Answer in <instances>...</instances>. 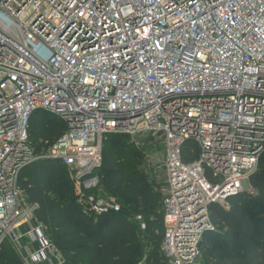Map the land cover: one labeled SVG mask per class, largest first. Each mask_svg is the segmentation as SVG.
<instances>
[{
  "label": "built area",
  "instance_id": "1",
  "mask_svg": "<svg viewBox=\"0 0 264 264\" xmlns=\"http://www.w3.org/2000/svg\"><path fill=\"white\" fill-rule=\"evenodd\" d=\"M39 110L67 126L42 153L29 132ZM109 133L163 142L162 251L168 264H198L216 229L210 206L257 193L264 0H0V242L25 264L63 259L42 223L19 231L39 207L19 185L22 170L59 160L89 212L118 213L98 172ZM189 142L199 153L187 163Z\"/></svg>",
  "mask_w": 264,
  "mask_h": 264
},
{
  "label": "trees",
  "instance_id": "2",
  "mask_svg": "<svg viewBox=\"0 0 264 264\" xmlns=\"http://www.w3.org/2000/svg\"><path fill=\"white\" fill-rule=\"evenodd\" d=\"M52 116L39 110L31 117L29 132L37 153L48 149L67 129L61 118ZM127 136L130 138L121 133L105 136L98 170L103 190L122 204L118 213L96 216L98 219L84 213L72 185L67 189L68 168L59 160L39 159L20 174L19 185L28 201L39 205L36 218L48 226L47 235L69 263L79 259L82 264H168L162 251V194L147 182L138 167L141 154ZM189 143L194 153L185 149L187 163L199 153ZM250 182L257 191L254 196L230 197L229 209L210 206L216 229L203 238L205 264H264V154ZM137 216H142L145 229ZM0 264H25L8 240L0 242Z\"/></svg>",
  "mask_w": 264,
  "mask_h": 264
},
{
  "label": "rangeland",
  "instance_id": "3",
  "mask_svg": "<svg viewBox=\"0 0 264 264\" xmlns=\"http://www.w3.org/2000/svg\"><path fill=\"white\" fill-rule=\"evenodd\" d=\"M57 116H52L53 119H56ZM122 136V135H121ZM130 138L127 136V138L133 143L134 147L137 149L138 152H140L141 157H140V163L138 167L142 170V172L146 175L147 177V182H149L154 191H159L162 194V200L164 199V193L162 192L164 190V183H165V178H166V172H165V167H164V161H165V150L163 146V142L155 141V139H152L149 136H145L142 138H135L131 135H129ZM123 138V137H121ZM68 178L69 182L68 185L66 186H71L73 187L74 195L76 197V201L79 204V207H81L82 211L84 213H87L90 215L93 219H98L94 214L89 212L88 210V205L82 202V199L80 197V189H81V183L78 181L76 177V172L74 170L68 169ZM69 188L67 189H70ZM145 222V221H144ZM34 224H39L42 223L39 221L36 217L30 221L25 222L22 227H20L19 231L21 232L22 228L25 226H31ZM43 224V223H42ZM45 226V229L47 231L48 226L43 224ZM49 240L53 242V240L48 236ZM54 244V243H53ZM58 249V248H57ZM62 259L65 264H73V262L69 263L67 262V259L63 257L62 252L60 251L61 249H58ZM18 253V252H17ZM83 255V253H80ZM20 258L23 260L24 254L18 253ZM74 261V260H72ZM76 264H82L81 260L77 259ZM198 264H205L204 260V255H203V249H202V257L201 260L198 262Z\"/></svg>",
  "mask_w": 264,
  "mask_h": 264
},
{
  "label": "crops",
  "instance_id": "4",
  "mask_svg": "<svg viewBox=\"0 0 264 264\" xmlns=\"http://www.w3.org/2000/svg\"><path fill=\"white\" fill-rule=\"evenodd\" d=\"M42 112H44V111H42ZM21 230H22L21 233H24L27 230V226L23 227ZM23 241L25 244H30L28 239H26V238H23ZM33 247L37 248V245L31 244V248H33ZM55 261L57 264H65L64 261L60 260V259H57V260L55 259ZM45 264H48V263H45Z\"/></svg>",
  "mask_w": 264,
  "mask_h": 264
}]
</instances>
